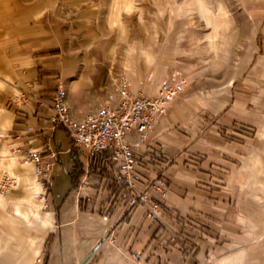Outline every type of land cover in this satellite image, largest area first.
I'll list each match as a JSON object with an SVG mask.
<instances>
[{
    "label": "crops",
    "instance_id": "0c3cea01",
    "mask_svg": "<svg viewBox=\"0 0 264 264\" xmlns=\"http://www.w3.org/2000/svg\"><path fill=\"white\" fill-rule=\"evenodd\" d=\"M79 2L0 0V150L12 154L15 148H41L45 144L52 148L50 141L59 127L51 129V112L41 107L36 98L48 99L57 86L56 78L66 91L73 115L82 116L101 103L106 60L101 64L98 57L94 58L100 46H84L83 32L73 29V21L83 22L85 10L78 7ZM67 8L75 12L73 19L68 18ZM245 10L255 27L249 62L235 79L226 82L227 89L222 94L214 90L200 93L192 103L194 109L214 102H223V106L215 112L193 114L186 109L185 99L175 100L143 149L145 163L137 166L141 181L154 179L160 172L165 180L167 193L164 200H159V221H149L141 206L127 216L125 210L117 208L104 218L100 208L106 201L105 193L85 199L78 188L85 180L84 166L77 163L82 177L74 201L77 210L83 211L81 235L94 227L98 240L109 235L115 250L124 256L131 252L142 254L138 264L242 262L244 252H235L245 242V187L257 185L259 191H264V182L258 179L264 174V156L249 144L264 115V0H249ZM215 19L218 25L204 36L205 45L223 65L236 32L230 15L222 12ZM175 52L182 53L180 49ZM189 64L203 65L188 78L191 81L207 72L214 73L207 58L198 57ZM131 69L129 64L130 72ZM158 84L133 82L132 86L135 94L152 95ZM147 87L152 88L150 93ZM19 95L25 101L12 104L11 99ZM258 138L264 140L262 127ZM15 171L22 177L30 174L22 166ZM66 230V238H78L79 231ZM32 236H36L34 231ZM48 238L49 234H45L44 244ZM42 255L39 250L31 264L39 263ZM46 257L48 263L55 262L51 255ZM60 260L67 262L66 255Z\"/></svg>",
    "mask_w": 264,
    "mask_h": 264
},
{
    "label": "rangeland",
    "instance_id": "374dc122",
    "mask_svg": "<svg viewBox=\"0 0 264 264\" xmlns=\"http://www.w3.org/2000/svg\"><path fill=\"white\" fill-rule=\"evenodd\" d=\"M79 1L78 7H82L85 13L83 22H72L73 29L83 32L84 46H100L99 54L92 55L94 58L98 57L101 64L103 59L106 60L104 85L100 91L103 98L99 105L107 101L110 92H114V83L121 76L127 78L133 93L136 92L133 82L150 86L151 82L175 79L183 81L184 91L179 98L188 102V111L193 114L206 110L215 112L223 106V102L202 104L194 109V98L200 93L213 90L216 94H222L227 89L226 82L240 74L253 53L251 44L255 27L249 23L245 10L249 0H198L211 15L224 12L232 18L236 36L223 65L205 45L204 36L212 32V24L201 16L197 0ZM128 4L130 9L126 11ZM67 13L68 18H74L75 12L72 9L67 8ZM177 48L182 51L181 54H175ZM198 57L207 58L215 68L214 73L207 72L200 79L191 81L188 78L203 67L189 64L194 63ZM129 64L132 65L131 72L128 70ZM147 90L150 93L152 88L147 87ZM261 127L264 128V115L259 128L253 130L249 144L251 149L264 156V140L258 138ZM50 142L58 155L50 173L51 185L46 206L35 197L41 189L32 173V166L21 163L9 152L0 150V165L1 161L7 163L15 159L18 167H27L30 171L27 176L31 178V183L23 185L18 182L14 189L0 195L8 197L3 207H0V243L3 246L0 264H18L19 261L31 264L39 250L43 255L39 263L33 264H138V261L130 257V253L124 256L115 250L109 242V235L98 240L94 236V227H90L88 234L84 231L81 235L82 230L79 229L83 224L80 215L83 211L77 210L74 195L82 177L76 164H82L84 155L79 148L72 147L68 133L61 127L56 129ZM3 170L0 167V176L6 172ZM9 175L12 178L20 177L16 171ZM258 179L264 182V174ZM31 191L36 193L32 195ZM244 202L248 219L243 235L245 242L237 248L235 254L244 252L240 264H264V191H259L257 185L252 188L246 186ZM49 212H53L54 216ZM44 214L52 215L51 228H44L36 222V217ZM9 221L16 225L15 230L9 225ZM67 228L79 231L78 238L82 236L83 239L79 240L76 236L66 238L69 233ZM33 231L36 233L34 237ZM45 234H49L50 238L44 244ZM27 238L34 240L32 247L27 243ZM21 253L25 254L27 262L22 261ZM46 255H51L55 262L48 263ZM65 255L67 262H61V257Z\"/></svg>",
    "mask_w": 264,
    "mask_h": 264
},
{
    "label": "built area",
    "instance_id": "2783aa9c",
    "mask_svg": "<svg viewBox=\"0 0 264 264\" xmlns=\"http://www.w3.org/2000/svg\"><path fill=\"white\" fill-rule=\"evenodd\" d=\"M55 81L57 86L48 99H36L41 107L50 110L51 129L61 127L66 130L72 147L79 148L84 155L85 180L78 188L83 190L85 199L105 193L106 201L100 208L104 218L117 208L125 210L127 216L141 206L149 221H159V200H164L167 193L163 172L143 183L137 166L145 163L143 149L155 127L167 114L169 106L183 94V81L164 80L157 85L154 94L144 95L133 93L127 78L121 76L114 83L115 90L108 94L107 101L82 116L73 115L66 101V91L59 78ZM24 101L23 95L11 99L15 105ZM12 154L32 166L41 189L35 197L46 206L50 173L56 164L57 153L45 144L41 148H15ZM16 182L6 172L2 173L0 195L14 189ZM109 242L113 244L112 239ZM130 257L135 261L142 259L137 252H131Z\"/></svg>",
    "mask_w": 264,
    "mask_h": 264
},
{
    "label": "bare ground",
    "instance_id": "6f19581e",
    "mask_svg": "<svg viewBox=\"0 0 264 264\" xmlns=\"http://www.w3.org/2000/svg\"><path fill=\"white\" fill-rule=\"evenodd\" d=\"M197 5H198V7H199V10H200V13H201V16H203L205 19H207V20H209L208 22L210 23V24H212V26L213 27H216V25H218L217 23H215V22H213V21H215L216 19L215 18H217L218 17V15L219 14H217V15H211L209 12H208V10L202 5V2L201 1H198L197 0ZM130 9V6H129V4H128V7L126 8V11H128ZM3 151V150H2ZM12 157H14V158H16L15 156H13L12 155ZM17 159V158H16ZM24 163V162H23ZM26 164V163H25ZM0 167L1 168H3L4 170L3 171H6V173H9L10 174V172H13V171H15L16 170V168L18 167V164L16 163V161H15V159H11V161H9V162H4V161H1V165H0ZM25 168H27V167H25ZM8 174V175H9ZM9 176H11V175H9ZM11 177H13V176H11ZM35 177V176H34ZM15 179H16V183H18V182H20L21 184H23V185H27L28 183H31L30 182V180H31V178L30 177H28L27 175L26 176H21L20 175V177L19 178H16V177H14ZM32 195L33 194H35L36 193V191H31L30 192ZM8 200V197H4V196H0V207H3V205L6 203V201ZM36 222L40 225V226H42V227H49V228H51L53 225H52V215L51 214H44V215H42V216H39L38 215V217H36ZM9 223V225H11V227L15 230L16 229V225L14 224V223H12V222H8ZM27 243L30 245V247H32L33 245L32 244H34V240L33 239H31V238H27ZM3 248V246L1 245V243H0V259L1 258H3V257H1V254H2V249ZM21 256V259H22V261L23 262H27V257L25 256V254H20ZM18 264H22L20 261L18 262Z\"/></svg>",
    "mask_w": 264,
    "mask_h": 264
}]
</instances>
